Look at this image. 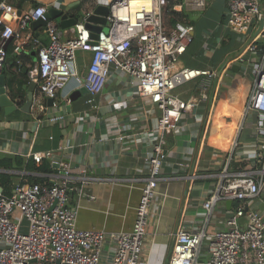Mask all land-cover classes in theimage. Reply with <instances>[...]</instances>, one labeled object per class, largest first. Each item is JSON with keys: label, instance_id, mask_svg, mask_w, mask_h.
I'll use <instances>...</instances> for the list:
<instances>
[{"label": "built area", "instance_id": "built-area-1", "mask_svg": "<svg viewBox=\"0 0 264 264\" xmlns=\"http://www.w3.org/2000/svg\"><path fill=\"white\" fill-rule=\"evenodd\" d=\"M169 1L97 0V6L109 7L107 23L97 37L86 26L85 19L70 27L71 36L64 37L67 29L46 18L48 6L32 7L24 16L21 29H16L11 24L18 17L16 8L7 0H0V68L8 57L7 41H15L17 54L26 44L36 50L37 66L31 77L37 81L40 95L53 99L50 107L41 110L40 126L65 122L66 112L48 110L59 108L61 91L70 82L74 80L78 88L85 86L89 94L86 103L97 109L96 97L118 74L136 87L137 95L152 107L147 112L156 118L152 127H137L133 122L136 114L127 124L118 120L105 124L117 131L116 142L128 139L126 143L144 149L147 175L141 178V197L132 230L108 234L79 228L76 211L69 205L71 163L59 160L53 150L30 152L27 156L38 164L49 159L54 168L55 164L59 167L54 173H42L45 178L41 182L18 183L11 194L0 188V264H141L149 211L168 155L167 133L178 130L187 117L203 121L196 110L209 99V89L216 77L214 69L176 67L194 40V27L180 21L172 27L165 24L164 12ZM183 2L184 7L195 11L204 10L208 4L207 0ZM225 16L227 29L242 45L246 44L236 59L226 65H239L242 77L249 80L240 113L242 121L236 127L230 156L213 175L217 181L201 202L203 222L191 227L181 225L176 230L169 264H264V212L250 207V201L264 187V156L260 152V147L264 148V25L252 37L260 21H264V0H227ZM39 18L47 22L46 43L22 30L28 22ZM80 50L92 53L84 71L79 69L77 60ZM17 63L21 67V59ZM193 80L198 81L197 98L184 99L174 93ZM121 99L108 97L116 107L124 105ZM248 122L253 125L255 139L246 145L240 137ZM238 148L249 164L233 172L230 164ZM186 164L179 163L181 167ZM89 179L95 177H83L84 181ZM228 200L237 204L228 212L227 227L210 231L209 222L218 204ZM16 211L20 220L13 218ZM23 219L29 223L27 232L21 230ZM242 219L246 221L244 225ZM108 241L114 245L105 249Z\"/></svg>", "mask_w": 264, "mask_h": 264}, {"label": "crops", "instance_id": "crops-1", "mask_svg": "<svg viewBox=\"0 0 264 264\" xmlns=\"http://www.w3.org/2000/svg\"><path fill=\"white\" fill-rule=\"evenodd\" d=\"M7 1L18 13V17L11 22L16 29H21L26 13L38 4L48 8L55 6L68 9L69 16L73 17L70 12L80 2ZM207 3L202 11L185 7L184 19L194 27V40L181 56L182 63L179 60L176 67L214 69L216 77L209 89V99L202 102L196 110L203 116V121L197 122L194 117H187L178 130L167 133L168 155L149 211L148 234L143 245L141 264H169L176 230L181 225L191 227L203 222L201 202L217 181L213 175L220 171L230 156L236 127L242 121L240 113L246 100L249 80L242 77L240 67L238 70L228 66L221 68L228 59L229 62L236 59V53L243 45L225 26L227 0H207ZM32 22L22 28L23 33L38 37L43 43L48 42L46 26L34 29ZM71 35V28H67L64 37ZM7 47H10L9 54L1 68V74L6 82L14 81L9 95L15 100L16 107L10 112L0 107V153L29 159L31 157L27 155L30 152L53 150L59 160L71 163L69 205L76 211L77 226L108 234L132 230L141 197V178L147 175L143 160L144 149L140 145L126 143L128 139L123 143L116 142L117 131L105 124L114 120L127 124L136 114L137 119L133 122L137 127L155 126V115L147 112L152 107L137 95L136 87L125 76L118 74L96 97L98 108L91 109L86 103L89 94L71 99V95L80 88L73 80L61 91L62 106L48 110L53 113L66 112L65 122L40 126L38 118L42 116L41 110L50 105L48 99L40 95L38 85L31 109H22L29 95L27 86L34 80L31 74H35L37 52L26 44L21 54L15 53V41L12 39L7 41ZM17 56L21 59V67L15 65ZM91 56L90 51H78L77 60L81 71L89 65ZM174 93L184 99L197 98L198 81L187 82L175 89ZM111 95L122 98L124 105L116 107L111 104L108 101ZM154 111L157 109L154 108ZM254 137L253 125L248 122L240 142L251 144ZM260 152L264 156V148L260 147ZM43 162L51 164L49 159H44ZM180 162L187 164L181 167ZM248 164L249 160L241 148H238L233 155L230 171H240ZM52 169L47 173L56 172L53 166ZM13 172L21 176L45 178L41 175L44 172ZM84 176L95 179L84 181ZM21 179L22 177L16 178V185ZM236 204L235 201L231 206L227 205V201L218 204L215 215L209 222V230L226 228L228 212ZM250 207L264 212V187L261 194L250 201ZM19 215L16 211L13 218L20 220ZM245 222L244 219L241 220L242 225ZM21 230H29L26 219L21 220ZM113 245L108 241L105 249Z\"/></svg>", "mask_w": 264, "mask_h": 264}, {"label": "water", "instance_id": "water-1", "mask_svg": "<svg viewBox=\"0 0 264 264\" xmlns=\"http://www.w3.org/2000/svg\"><path fill=\"white\" fill-rule=\"evenodd\" d=\"M109 13V7L107 5H98L95 10L90 15H78L77 17H70L68 14V9H59L58 7H50L48 8V11L46 13V18L48 20H56L60 27L63 29L70 28L74 25H76L78 22L84 21L86 26L90 28L93 31V36L97 37V33L103 30L104 25L107 23V15ZM46 20L43 18H39L37 20H34L32 22L33 28L37 29L41 26H46ZM264 25L263 19L260 21L259 28L255 31L252 37L256 36L258 33H260L262 27ZM246 44L236 53V56H238L245 48ZM229 59L223 64L222 68H225L228 64ZM234 70L239 69V65L234 64L232 66ZM14 81L6 82V79L4 75L1 74V68H0V107L5 108L7 112H10L15 109V100L11 98L10 89L13 87ZM37 86V81L32 80V82L27 86V89L29 90V95L27 97V100L22 107L23 110L29 111L33 104V95L35 88ZM88 90L85 86H81L77 92H74L71 95V99L75 100V98L87 94ZM48 104L51 106L53 104V99L48 98ZM55 170H58L59 164H55ZM232 200L227 201V205L231 206Z\"/></svg>", "mask_w": 264, "mask_h": 264}, {"label": "trees", "instance_id": "trees-1", "mask_svg": "<svg viewBox=\"0 0 264 264\" xmlns=\"http://www.w3.org/2000/svg\"><path fill=\"white\" fill-rule=\"evenodd\" d=\"M184 12H176L178 18L173 19V26L177 22H185L184 16L186 15V9L184 7L183 0H179ZM168 6V5H167ZM166 6V7H167ZM97 7V0H80L77 8L71 10L70 14L73 17H77L80 15H88L93 12ZM172 27V26H171ZM10 47H7V51L9 54ZM18 56L15 58V65L17 66ZM23 67V66H22ZM242 169V168H241ZM0 187L3 188V192L5 194H11L13 189L16 186V178L22 177L20 183L24 182H41L44 178L37 177L34 175H25L21 176L13 171H30V172H51L52 166L49 162H43L41 164H36V162L32 159H26L20 155H5L0 153Z\"/></svg>", "mask_w": 264, "mask_h": 264}, {"label": "rangeland", "instance_id": "rangeland-1", "mask_svg": "<svg viewBox=\"0 0 264 264\" xmlns=\"http://www.w3.org/2000/svg\"><path fill=\"white\" fill-rule=\"evenodd\" d=\"M181 4L179 3V0H170L168 6L165 9L164 12V22L168 27L173 26L172 20L178 18L176 12H184L182 7H180ZM107 30V28H105ZM244 46V45H243ZM182 63V60H180V64Z\"/></svg>", "mask_w": 264, "mask_h": 264}]
</instances>
